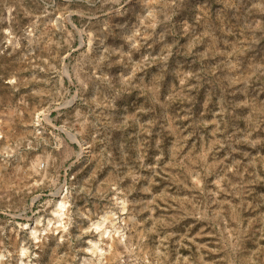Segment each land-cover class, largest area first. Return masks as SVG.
Returning a JSON list of instances; mask_svg holds the SVG:
<instances>
[{"label":"rangeland","instance_id":"obj_1","mask_svg":"<svg viewBox=\"0 0 264 264\" xmlns=\"http://www.w3.org/2000/svg\"><path fill=\"white\" fill-rule=\"evenodd\" d=\"M0 264H264V0H0Z\"/></svg>","mask_w":264,"mask_h":264}]
</instances>
